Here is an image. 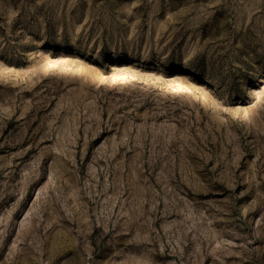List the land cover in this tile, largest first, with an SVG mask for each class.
<instances>
[{
  "label": "rangeland",
  "instance_id": "374dc122",
  "mask_svg": "<svg viewBox=\"0 0 264 264\" xmlns=\"http://www.w3.org/2000/svg\"><path fill=\"white\" fill-rule=\"evenodd\" d=\"M0 264H264V0H0Z\"/></svg>",
  "mask_w": 264,
  "mask_h": 264
}]
</instances>
